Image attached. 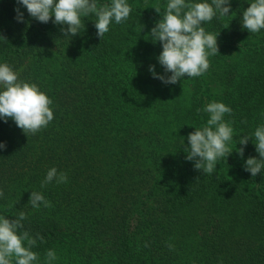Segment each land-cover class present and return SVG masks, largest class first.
I'll use <instances>...</instances> for the list:
<instances>
[{
	"label": "trees",
	"instance_id": "1",
	"mask_svg": "<svg viewBox=\"0 0 264 264\" xmlns=\"http://www.w3.org/2000/svg\"><path fill=\"white\" fill-rule=\"evenodd\" d=\"M126 2L127 20H113L100 39L95 14L68 37L22 5L25 22H17L16 0H0V63L37 84L54 116L27 135L0 119V216L23 212L24 230L43 237L31 249L33 264H48L50 249L51 264H264V168L255 177L244 168L248 157L260 158L254 132L264 126V29L241 24L252 0H230L228 15L217 11L203 23L218 32V53L201 76L176 84L149 71L154 65L170 75L150 34L169 0ZM213 101L232 109L224 120L233 139L210 175L185 157L188 134L207 124L204 109ZM241 136L249 137L243 157ZM52 167L67 182L41 187ZM31 191L51 207L33 208Z\"/></svg>",
	"mask_w": 264,
	"mask_h": 264
},
{
	"label": "clouds",
	"instance_id": "2",
	"mask_svg": "<svg viewBox=\"0 0 264 264\" xmlns=\"http://www.w3.org/2000/svg\"><path fill=\"white\" fill-rule=\"evenodd\" d=\"M16 3L14 18L17 22H25L20 11L22 5L37 21L48 23L51 19L52 23L61 25L60 31L68 37L81 34L85 30L82 17L95 14L96 34L101 39L109 31L113 20L120 24L127 20L132 11L126 0H111L110 4L100 7L97 6V0H16ZM154 9L161 15L159 6ZM217 11L222 16L228 15L230 0H211V3L207 0L189 3L185 0H169L163 17L150 30V34L153 41L158 40L162 46L157 59L164 72L170 75L158 74L155 66L150 65L149 71L154 78L164 84H176L185 76L197 77L207 71L208 56L218 53V32L207 33L202 25L211 21ZM241 24L252 33L264 29V0H252L249 3L242 12ZM0 38L5 40L3 35ZM51 104L52 101L37 84L18 80L17 73L7 63H0V119L7 122L11 118L24 134H35L53 120V111L49 107ZM204 111L210 114V118L203 128H195V131L188 134L189 151L185 159L193 161L196 170L211 175L216 163L232 151L227 142L233 139V128L224 120V114H230L232 109L222 102L213 101L206 105ZM254 137L256 152L260 158L250 156L244 163L245 170L253 177L264 168V126L256 128ZM248 140L249 137L241 136L238 141L241 147L236 151L241 157L244 155L243 146ZM4 148L6 143L0 141V149ZM67 179V173H58L52 167L41 182V187L53 180L66 183ZM3 195V190H0V197ZM29 202L33 208H39L41 203L45 207H51V203L37 191H31ZM24 219L26 216L23 212L14 219L0 216V264H13V259L15 264H33L37 260V254L31 249L36 245L37 239L43 242V237L37 234L34 238L24 230ZM168 247L172 249L173 245L169 244ZM46 255L48 264L57 258L51 249Z\"/></svg>",
	"mask_w": 264,
	"mask_h": 264
}]
</instances>
